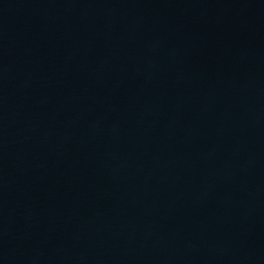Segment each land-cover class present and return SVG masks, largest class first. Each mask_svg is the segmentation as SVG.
<instances>
[{"label": "water", "instance_id": "95a60500", "mask_svg": "<svg viewBox=\"0 0 264 264\" xmlns=\"http://www.w3.org/2000/svg\"><path fill=\"white\" fill-rule=\"evenodd\" d=\"M0 264H264V0H0Z\"/></svg>", "mask_w": 264, "mask_h": 264}]
</instances>
